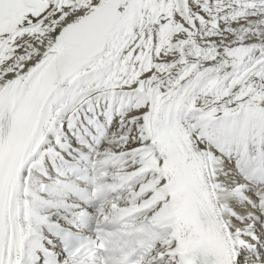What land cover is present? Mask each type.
<instances>
[{"label": "snow or ice", "instance_id": "1", "mask_svg": "<svg viewBox=\"0 0 264 264\" xmlns=\"http://www.w3.org/2000/svg\"><path fill=\"white\" fill-rule=\"evenodd\" d=\"M0 264H264V0H0Z\"/></svg>", "mask_w": 264, "mask_h": 264}]
</instances>
